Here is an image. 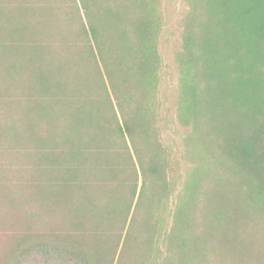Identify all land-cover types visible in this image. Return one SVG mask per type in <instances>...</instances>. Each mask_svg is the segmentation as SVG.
<instances>
[{"label": "trees", "instance_id": "1", "mask_svg": "<svg viewBox=\"0 0 264 264\" xmlns=\"http://www.w3.org/2000/svg\"><path fill=\"white\" fill-rule=\"evenodd\" d=\"M161 3L0 0V264H264V0H183V177Z\"/></svg>", "mask_w": 264, "mask_h": 264}, {"label": "rangeland", "instance_id": "2", "mask_svg": "<svg viewBox=\"0 0 264 264\" xmlns=\"http://www.w3.org/2000/svg\"><path fill=\"white\" fill-rule=\"evenodd\" d=\"M183 0H162L159 11L163 18V28L159 38L162 70L159 89V125L165 146L173 151L174 160H177L182 169V177L186 174L185 164L181 159L185 129L176 118V106L179 93V75L174 61L178 49L177 41L183 30ZM174 201V199H173ZM173 201L171 203H173Z\"/></svg>", "mask_w": 264, "mask_h": 264}]
</instances>
